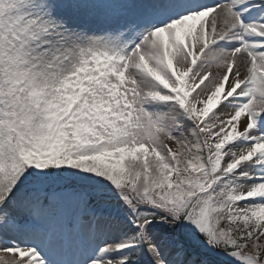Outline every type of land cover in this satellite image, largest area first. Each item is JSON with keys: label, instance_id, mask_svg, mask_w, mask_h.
<instances>
[{"label": "snow or ice", "instance_id": "1", "mask_svg": "<svg viewBox=\"0 0 264 264\" xmlns=\"http://www.w3.org/2000/svg\"><path fill=\"white\" fill-rule=\"evenodd\" d=\"M0 264H264V0H0Z\"/></svg>", "mask_w": 264, "mask_h": 264}]
</instances>
